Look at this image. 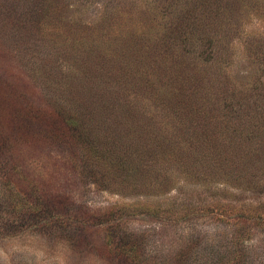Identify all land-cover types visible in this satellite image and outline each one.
<instances>
[{
  "label": "rangeland",
  "instance_id": "374dc122",
  "mask_svg": "<svg viewBox=\"0 0 264 264\" xmlns=\"http://www.w3.org/2000/svg\"><path fill=\"white\" fill-rule=\"evenodd\" d=\"M0 264H264V0H0Z\"/></svg>",
  "mask_w": 264,
  "mask_h": 264
}]
</instances>
